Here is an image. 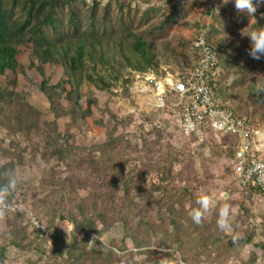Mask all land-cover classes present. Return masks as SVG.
I'll use <instances>...</instances> for the list:
<instances>
[{"label":"rangeland","instance_id":"rangeland-1","mask_svg":"<svg viewBox=\"0 0 264 264\" xmlns=\"http://www.w3.org/2000/svg\"><path fill=\"white\" fill-rule=\"evenodd\" d=\"M0 26L19 63L0 75V201L23 208L0 213V264H264V195L236 182L233 137L184 135L150 91L197 61L203 35L221 56L220 96L250 116L264 157V59L241 35L264 27V5L248 16L221 0H0ZM36 26L52 43L83 39L91 55L41 60Z\"/></svg>","mask_w":264,"mask_h":264},{"label":"built area","instance_id":"built-area-1","mask_svg":"<svg viewBox=\"0 0 264 264\" xmlns=\"http://www.w3.org/2000/svg\"><path fill=\"white\" fill-rule=\"evenodd\" d=\"M199 57L194 67L173 81L152 80L150 91L154 105L177 124L184 135L198 134L206 126L234 138L233 173L241 187L253 186L264 195V157L259 154L262 133L254 129L245 116L224 106L217 97L211 82L219 74L218 55L203 35L193 41ZM23 210L18 203L0 201V212ZM28 212L27 210H25ZM31 224L49 232L44 225L30 216Z\"/></svg>","mask_w":264,"mask_h":264},{"label":"trees","instance_id":"trees-1","mask_svg":"<svg viewBox=\"0 0 264 264\" xmlns=\"http://www.w3.org/2000/svg\"><path fill=\"white\" fill-rule=\"evenodd\" d=\"M258 9H259V7L257 8V11H258ZM31 31H33L34 34H36L37 45L39 46V47H37L36 53H37L38 56H40L41 60H43L45 58V56H43V55H46V53H49V52L55 53L57 51H60V54L63 57H66V55H68V51L70 50V48L73 49V53H75V57L77 58V60L79 62L82 61V58H83V56L85 54L86 55L87 54L91 55V53H90L89 49L86 47V44H85L83 39H79L78 38L76 40L69 41L71 44L66 43V45H61V43H59V42L52 43L49 40H47V38L44 37V35L42 34L41 28L39 26L33 27L31 29ZM9 33H10V29L8 27L4 28V27L0 26V75L6 74L7 71L14 72L18 68V65H19L17 57H16V47L13 44V42L8 38V34ZM40 42H44L45 46L44 47H40V45H39ZM206 42L208 44H210L215 49V51L217 52V55H218V66H219L220 65V61H221L220 53L215 48V46H213L209 41L206 40ZM193 46H194V44H193ZM195 48L197 50V56L199 57L198 48L197 47H195ZM134 49L137 50L140 53V55H141V57L143 59H147L148 58V51L146 50L145 45H144L143 42H139V41L136 42L134 44ZM197 61H198V58H197ZM197 61L192 66H190L189 68H185L183 70V72L181 74H179V75H184L188 71H190L194 67V65L197 63ZM139 69H142V68H139ZM41 72H43V71H41ZM8 81L10 82V79H8L7 82ZM219 82H220V74H218V76L211 82V85L213 86V89H214L217 97L221 101V103L224 106H226L229 109H231L236 114L245 116L247 119L250 120V118H249L250 116L249 115L238 113L237 111L232 109L230 106H228L223 101V98L220 96V93H219V84H220ZM67 83L70 84V88L74 87V80L73 79L71 80V83H70V81L67 82ZM54 87L55 86L49 85L48 81L46 79H42L41 82H40L41 91L44 92L48 97L50 96L51 89L54 88ZM68 93L69 92H67V94ZM250 122H251V120H250ZM234 144H235V141H234ZM121 179H122L121 180V184H122V187H123L122 188L123 195L125 197H127L129 195V193H130V188H129L130 183H128V182H130V180L127 179L126 177L125 178H121ZM246 188H253V189L259 191L258 188L253 187V186H249V187H246ZM4 202H8V201H4ZM135 209H137V208H131V209L129 208L128 211L124 214V216L122 218V222L125 224V227H128V224L131 221H133V217L132 216H134L135 214H133L132 211H134ZM0 213H2V212H0ZM145 223L148 224L147 221H145ZM128 229H129V231L127 232V235L129 237H131V235H132V233L130 231L131 229L130 228H128ZM36 230H37V228H36ZM68 253L70 254L71 250H69ZM80 254L81 253H79L77 255H80Z\"/></svg>","mask_w":264,"mask_h":264},{"label":"clouds","instance_id":"clouds-1","mask_svg":"<svg viewBox=\"0 0 264 264\" xmlns=\"http://www.w3.org/2000/svg\"><path fill=\"white\" fill-rule=\"evenodd\" d=\"M221 3L223 5L232 3L238 13L252 16L260 5H264V0H221ZM241 35L247 36L249 39L248 55L254 60L264 59V27L254 28L249 32L242 31ZM198 203L202 209L206 210L210 205L209 197L201 195L198 198ZM201 208L192 210L191 215L196 223L201 222L203 216ZM228 213V206L225 205L220 211V219L218 221L221 228H224L228 223Z\"/></svg>","mask_w":264,"mask_h":264}]
</instances>
